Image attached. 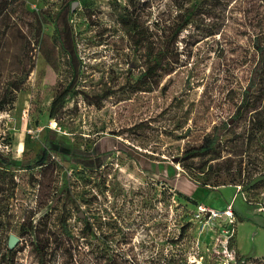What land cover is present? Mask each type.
Here are the masks:
<instances>
[{"label": "rangeland", "instance_id": "rangeland-1", "mask_svg": "<svg viewBox=\"0 0 264 264\" xmlns=\"http://www.w3.org/2000/svg\"><path fill=\"white\" fill-rule=\"evenodd\" d=\"M67 1L19 0L11 28H0V99L19 87L0 111V153L14 162L0 165V264H40L31 224L47 221L60 236L64 213L76 239L50 240L47 264H264V189L247 184L264 176L258 135L248 143L264 104V0H205L176 39L193 0H77V77L53 37ZM127 11L136 29L122 21ZM161 53L163 65L142 78ZM215 129L214 149L187 154ZM49 140L76 153L23 168ZM96 142L102 160L81 162L77 152L93 157ZM10 233L20 238L13 248Z\"/></svg>", "mask_w": 264, "mask_h": 264}, {"label": "trees", "instance_id": "trees-1", "mask_svg": "<svg viewBox=\"0 0 264 264\" xmlns=\"http://www.w3.org/2000/svg\"><path fill=\"white\" fill-rule=\"evenodd\" d=\"M75 0H68L67 1V7L66 5H62V9L60 12L57 14L58 16H62L65 14V19L63 20L64 23V28L62 29L59 25V21L55 22L54 21V27H55V32L53 34V37L56 36L57 41H60V48L62 49L63 53L68 57L69 64L72 67V76L77 77L80 71V66L76 65L75 63V58L78 57V52L76 50V39L74 35V29L73 26L70 22V14L72 13V3ZM178 4L177 0H173ZM19 3V0H0V28L2 29L3 33H6V31L11 28V14L12 12L16 11L17 9V4ZM134 5V2H131ZM146 3V2H145ZM205 4V0H193L191 5L186 9V12L184 16L182 17L181 22L178 24L174 23V28H173V34H174V39L179 35V33L184 29L189 23H191L197 14H199L202 10L203 5ZM180 5V4H178ZM35 14L36 12H32ZM36 15V14H35ZM37 17V15H36ZM122 21L124 24L127 26V29H136V16L132 15V12L127 11V14L122 17ZM40 25V24H39ZM213 30L210 31L212 33ZM22 36L25 37L23 35ZM140 33V32H139ZM138 35V34H137ZM42 37V26H39V30L37 33V41L38 43L41 42ZM27 43V42H26ZM30 43V42H29ZM259 54H261V57L264 56V46L259 45ZM166 57V54H160L158 57H156V60L152 62L151 64L148 65V68L144 71L142 78L144 77H151L157 69L163 65L164 58ZM34 64V62H33ZM34 65L30 69V72L32 71ZM15 81V80H14ZM15 83V82H13ZM75 86V81H71L68 86H66L64 89L58 91L51 102L50 108H49V115L52 118L57 117L59 111L64 107L66 99L68 95L71 93ZM19 89L17 87V84H12L10 88H6L3 97L0 99V111H3L6 109V105L9 102H12L14 100V90ZM249 90L247 89V92ZM240 111L237 113V116L239 115ZM257 135L260 139V144L262 147H264V104L257 108L253 112V117H252V126L249 130V136H248V143L254 142V140L257 138ZM222 136V133L220 131H217L215 129L211 133H209L205 138L204 141L196 147H193L189 150H187V154H193L197 155L198 153H207L214 149L217 145V143L220 141ZM65 148L69 149L66 150ZM53 151L59 152L65 157H67V151L71 153H76L75 150L71 151V148L68 146H65L58 140H49L47 144L44 145L42 151L40 154L35 158L33 161L21 164L23 168L26 169H32L35 167H48L49 166V159L51 157V153ZM79 154V152H77ZM0 165L3 167H8L11 168L14 165V162L5 156L4 154L0 153ZM46 167V168H47ZM45 168V169H46ZM197 180V179H196ZM198 183H200L203 186H207V182H202L200 180H197ZM247 184H249L250 189L253 190L256 193H261L262 189H264V176L253 180V177L250 176L248 178ZM179 193L184 195L187 199L194 201V198L190 194H187L185 192H181L179 190ZM253 202V201H252ZM236 213V211L234 210ZM83 217V216H81ZM68 214L64 213L58 223L60 224V236L59 234H54L52 236V233L45 232L46 229L49 226V222H45L43 225L42 223H39V225H34L31 224V229L34 231V238L37 239L35 244L33 245V248L36 252L37 255V260L40 264H47V257H48V242L50 240H59V239H66V240H74L76 239V236L72 233L71 228L68 226L67 222ZM84 228H87V230H90V224H86ZM9 248V246H8Z\"/></svg>", "mask_w": 264, "mask_h": 264}, {"label": "flooded vegetation", "instance_id": "flooded-vegetation-1", "mask_svg": "<svg viewBox=\"0 0 264 264\" xmlns=\"http://www.w3.org/2000/svg\"><path fill=\"white\" fill-rule=\"evenodd\" d=\"M99 147H100V145H98L97 144V142L95 143V146L93 147L97 152H98V149H99ZM88 152V150H81V151H79V155H80V158H81V162H85V161H87V160H93V159H97V160H102V158H101V156H100V154H99V152L97 153H94V155H93V157L92 156H90V154L89 153H87ZM105 153V152H104Z\"/></svg>", "mask_w": 264, "mask_h": 264}, {"label": "built area", "instance_id": "built-area-1", "mask_svg": "<svg viewBox=\"0 0 264 264\" xmlns=\"http://www.w3.org/2000/svg\"><path fill=\"white\" fill-rule=\"evenodd\" d=\"M199 211L201 213H204V212L207 211V213H209V216L210 217H215V216L220 215L219 212H217V211H215L213 209H210V208H206V207H204L202 205L199 207ZM224 213H225L226 216H232L233 215V209H232V207L229 206V208Z\"/></svg>", "mask_w": 264, "mask_h": 264}, {"label": "water", "instance_id": "water-1", "mask_svg": "<svg viewBox=\"0 0 264 264\" xmlns=\"http://www.w3.org/2000/svg\"><path fill=\"white\" fill-rule=\"evenodd\" d=\"M78 3L77 0L73 1L72 3V9L74 10L75 8V5ZM80 216H84V213L83 212H80ZM20 238L19 236H17L16 234L14 233H10L9 234V238H8V246L9 248H13L16 246V244L19 242Z\"/></svg>", "mask_w": 264, "mask_h": 264}]
</instances>
